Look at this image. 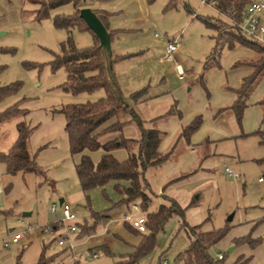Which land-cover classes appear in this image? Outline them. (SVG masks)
<instances>
[{"label":"rangeland","instance_id":"374dc122","mask_svg":"<svg viewBox=\"0 0 264 264\" xmlns=\"http://www.w3.org/2000/svg\"><path fill=\"white\" fill-rule=\"evenodd\" d=\"M43 1L46 0H0V85L20 84L15 92L0 100V111L12 104L26 110L25 115L0 122V151H6L13 142L16 123L23 121L29 128L28 152L40 170V173L17 171L10 174L0 162V264H35L43 244H47L46 254L55 253L58 264H114L119 256L133 252L141 233L145 232L129 230L117 220L118 213L126 207H113L119 197L112 181L86 192L79 186L74 171L79 154H70L64 118L57 110L68 104L94 101L103 95V91L71 93L62 89L64 68H51L53 58L60 54L61 43L69 37L76 48L84 49L92 45V36L76 26L54 25V17L73 14L75 8L71 3L51 8L46 17L36 18V10H41ZM84 1L89 4L86 7L107 13V26L116 30L109 44L112 52L137 53L119 61L116 66L126 100L129 101L132 89L149 85V88L161 90L163 94L175 90L172 93L181 96L186 108L187 96L190 98L191 94L185 89V83L188 81L189 84L201 73L203 80L206 78L202 66L215 31L200 19L215 16L212 9L200 5L197 0H174L173 5L167 0ZM209 20L220 25L214 18ZM153 33L158 36L154 37ZM175 36L178 47L174 59L161 61L164 41ZM222 63L221 55L220 70ZM175 64L180 65L183 80L177 78ZM186 69H192L191 76L187 75ZM215 69L219 71V67ZM217 72L211 78V89L205 80L206 91L197 86L203 99H209L214 93ZM161 76L165 85L157 83ZM263 98L264 74L251 88L246 101L250 111L247 123L251 124L257 115L264 131V105L257 103ZM142 108L139 115L145 118L149 110ZM117 117L123 120L127 115L121 113ZM113 120L111 118L108 122ZM127 132L137 136L134 123L123 125V134ZM250 132L215 144L216 151L222 155L209 156L204 169L175 184L172 190L168 187L162 190L157 183L161 170L174 165L172 159L154 171L147 169L143 173L146 192L150 196L145 211H152L159 204H170L165 196L176 202L180 212L172 213L164 221L154 235L153 248L134 264H161L162 260L166 264H184L182 254L192 238L188 231L191 226H197V232L227 226V233L231 225L238 226L231 229L230 235L240 233L243 230L241 226L256 220H262L261 227H264V132L258 135ZM110 137L102 136L101 140ZM84 153L96 163L102 150ZM112 154L117 160H123L127 151L118 147L112 150ZM235 154L238 158L231 157ZM225 167L238 177L227 175ZM60 198L75 216L76 231L69 235L71 250L55 242L63 229L56 227L50 231L44 227L60 220ZM52 203L56 206L54 213L50 211ZM105 211L109 217L95 223L91 214ZM228 216L230 220H227ZM93 223L89 232L78 228V225ZM14 233L20 237L12 242ZM103 244L109 254L102 251L100 246ZM228 244L234 243L230 241ZM228 247L222 250L225 261H229L232 255L227 251ZM216 249L214 245L209 251L214 254L218 251ZM93 253L96 256L93 257Z\"/></svg>","mask_w":264,"mask_h":264},{"label":"trees","instance_id":"16d2710c","mask_svg":"<svg viewBox=\"0 0 264 264\" xmlns=\"http://www.w3.org/2000/svg\"><path fill=\"white\" fill-rule=\"evenodd\" d=\"M173 5L174 0H167ZM217 9L234 11L236 17L239 16L242 8L249 0H212ZM71 3L74 12L71 16L54 17L53 23L57 27L70 28L76 26L78 29L88 31L92 36L90 47L79 49L74 46L68 37L60 45V54L53 58L51 68L63 67L65 70V81L62 89L71 93L91 92L97 89L103 91V95L91 102L74 103L62 106L57 111L63 115L64 131L66 133L68 149L70 154H79V159L74 163V171L83 192L93 187H103L107 182H113V189L118 195V199L113 203V207H127L129 203H137L140 210L145 212V233H141L138 243L134 246L133 252L128 255L119 256L114 264H134L141 256L148 253L154 246V235L162 228L164 221L175 212H180L176 202L168 197L170 204H159L152 211H145L150 196L146 192L143 173L148 167L162 163L168 153L161 154L157 150L161 133L154 128H147L139 118L131 103L141 101L145 97L146 87H141L129 93V101L122 92L119 82L113 70V65L127 56L106 52L99 45L97 38L87 28L78 15V10L86 5L84 0H46L41 3V10H36V18L46 17L48 10L61 4ZM105 27L104 21L107 13L91 9ZM189 12V11H188ZM195 17H198L195 15ZM199 18V17H198ZM209 18H214L220 25L213 23ZM200 19L206 27L215 31L213 36V46L210 53L204 60L203 70L215 64L222 48L230 49L235 45H240L253 50L257 57L246 62L251 67V72L242 77L238 87L233 89L234 100L228 106L232 111L237 123H240L242 112L247 106V98L250 88L264 72V47L256 41L249 39L239 30L230 26L227 22L216 16ZM106 28V27H105ZM107 30V29H106ZM109 39L114 34L107 30ZM238 63L234 64L236 66ZM198 83L205 90L202 75L198 78ZM20 84L13 82L7 85H0V100L15 92ZM264 105V98L257 102ZM224 108H219L216 113ZM127 115V118L118 119L119 114ZM26 110L17 104H12L0 111V122L11 119L19 115H25ZM111 118L113 121L108 122ZM202 121L201 115L194 116L189 123L180 130V136L187 141L189 136L199 127ZM132 122L138 129L137 139L125 138L121 131L125 123ZM260 129H255L250 134L258 135ZM29 128L23 121L16 123V137L6 151H0V162L4 164L5 171L13 174L17 171H37L33 157L28 152L27 142ZM102 136H111L101 140ZM123 147L127 151V156L123 160H117L112 150ZM135 148V149H134ZM101 149L102 153L96 163H93L89 156L84 153ZM94 222L108 217L105 212L92 213ZM123 226L129 230L139 232L129 223L122 222ZM91 225H78L82 231H91ZM197 226L188 228L192 235L187 248L183 251L182 261L184 264H244L246 259L237 258L232 263L225 261L224 252L222 257L217 259L210 253V248L218 243L227 233L229 227L213 231L197 232ZM234 245L246 244L253 248L257 240L250 236V233L239 236L232 240ZM47 244L41 246V251L35 264H58L55 262V253L46 254ZM102 251L109 254L106 246H100Z\"/></svg>","mask_w":264,"mask_h":264},{"label":"crops","instance_id":"0c3cea01","mask_svg":"<svg viewBox=\"0 0 264 264\" xmlns=\"http://www.w3.org/2000/svg\"><path fill=\"white\" fill-rule=\"evenodd\" d=\"M85 6H89V4L86 2ZM191 15L193 14L191 13ZM193 16L195 17V15ZM259 19L260 22L264 25V11L260 13ZM104 24L107 30L114 32V34L112 35L113 37L116 34V30L107 26L106 17ZM213 43L214 41L212 38V44L210 45V49L207 55H205L206 57L210 53ZM112 53L117 54L114 52ZM135 55H137V53L120 59L119 61L129 59L130 57ZM221 55L223 61L222 70H220L219 65V59L221 58ZM256 57L257 54L253 50L240 45H235L230 49L222 48L216 63L212 64L210 67L204 70L206 73V78L204 80L209 87L211 78L214 75L213 73L217 72L215 68L219 67V71L217 72L218 75L216 76L218 80L214 93L211 94L209 99L202 98L197 90V86L202 88L197 81L202 73L199 74L194 79L190 80L189 84L188 81L185 83V89L187 91H190L191 94L190 98H188L189 96H187L188 103L185 106L186 108H184L185 103H183L181 96L178 95L177 97L172 93L175 90H173L172 92L170 91L171 93L163 94L164 92L161 93V90L155 91L153 90V88H149V85H141L140 87L131 90L132 92L141 87H146L144 99L130 104L138 114L139 118L143 121L145 127L154 128L161 133V137L157 146L158 152L161 154L168 153L167 158L162 163L156 166L148 167L147 169H152L154 171L155 169L160 168V166L165 161L169 159H172L174 161L173 166H171L167 170H161L159 174L157 183L161 185L162 190L164 189V187H168L172 190L174 187H176L174 186L175 184L182 182L187 177L194 174L197 170L204 169L203 166H205L204 164L206 163V160L209 156L222 155L219 151H216L215 148V144H217L218 142L230 141L231 139L234 140L235 138H238V136H242L243 132H249V130H251L252 132L255 129H261L262 122H259V117L257 115L253 117L251 124L247 123L250 115V111L247 107H245L242 112L240 121L241 124L236 122L232 111L228 108V106H230V104L234 100L233 89L238 87L242 77L248 75L251 72V67L246 62H248L249 60H253ZM160 59L161 61H166L163 60L162 57ZM119 61H117L113 65V70L117 80L118 75L116 72V66ZM238 62L239 64L234 66V64ZM186 70L187 71L185 72H187V75L191 76L192 69ZM157 83L158 85H165L164 77L161 76L158 79ZM254 84L252 85V87L254 86ZM180 86L179 89H176V91H180ZM142 107L149 110V112L145 114V118L142 117V115H139L140 110L143 109ZM219 108L224 109L216 113ZM196 115H202L203 119L199 127L189 136L188 140L185 141L180 136V130ZM261 132L264 131L261 129ZM121 134L125 138L137 139L139 132L137 129V136L134 135V133L130 132L123 134L122 127ZM231 157L238 158V154H235ZM261 221H252L246 225L241 226L243 230L240 233H235L234 235H230L232 231L231 229H235V227L238 228V226L231 225L229 233H226V235L218 243L215 244V246H217V252H221L223 248H226L228 246V248H231L229 252L232 255L229 261H226L227 263H232L237 258H242L246 259L244 264H264V227H261ZM247 233H250V236L257 240V244L255 247L250 248L248 245L242 244L237 245V247L233 249V245L228 244V242L232 241L234 238L245 235ZM216 253H214V255ZM253 257L255 258L253 259Z\"/></svg>","mask_w":264,"mask_h":264},{"label":"built area","instance_id":"2783aa9c","mask_svg":"<svg viewBox=\"0 0 264 264\" xmlns=\"http://www.w3.org/2000/svg\"><path fill=\"white\" fill-rule=\"evenodd\" d=\"M200 5L207 6L212 9L214 15L227 22L233 28L242 32L249 39L256 41L258 44L264 47V25L260 22L259 15L264 11V0H249L245 6L242 8L238 17L234 15L233 10L221 11L217 9L212 0H197ZM154 37L158 35L153 33ZM178 42L177 36L173 38H166L163 43V60L171 61L174 59V52L177 50ZM175 71L178 79L183 78V71L179 64H175ZM224 171L227 175L233 177H238V174H233L228 168H224ZM60 213L61 218L58 222H55L52 225H45V228H49L50 231L59 227L63 229L61 235L56 239V244L61 247H65L68 250H71L72 244L69 240V235L76 231L75 225V216L71 211L68 204L61 202L60 204ZM50 211L55 212L56 206L54 203L50 206ZM117 220L120 222H127L133 228L139 232H145V213L140 212V208L137 203H129L126 209L120 211L117 216ZM58 228V229H59ZM60 229V230H61ZM20 235L14 233L11 237V241L15 242L19 239ZM92 256H96L95 253ZM217 259L222 257L221 252L215 254ZM161 264H166L165 260L161 261Z\"/></svg>","mask_w":264,"mask_h":264},{"label":"water","instance_id":"95a60500","mask_svg":"<svg viewBox=\"0 0 264 264\" xmlns=\"http://www.w3.org/2000/svg\"><path fill=\"white\" fill-rule=\"evenodd\" d=\"M78 15L87 26V28L94 34L97 38L99 45L104 48L106 52H110L109 44L110 39L107 33L106 28L96 16V14L89 8V7H81L78 10ZM62 199H58V203L60 204ZM227 220H230V216H228ZM231 248H228L227 251L229 252Z\"/></svg>","mask_w":264,"mask_h":264}]
</instances>
